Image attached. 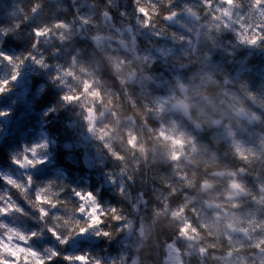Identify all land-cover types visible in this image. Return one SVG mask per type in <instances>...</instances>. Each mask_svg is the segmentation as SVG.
<instances>
[{
    "label": "clouds",
    "instance_id": "1",
    "mask_svg": "<svg viewBox=\"0 0 264 264\" xmlns=\"http://www.w3.org/2000/svg\"><path fill=\"white\" fill-rule=\"evenodd\" d=\"M15 9L0 264H264V0Z\"/></svg>",
    "mask_w": 264,
    "mask_h": 264
},
{
    "label": "trees",
    "instance_id": "2",
    "mask_svg": "<svg viewBox=\"0 0 264 264\" xmlns=\"http://www.w3.org/2000/svg\"><path fill=\"white\" fill-rule=\"evenodd\" d=\"M20 2L21 0H0V9L9 12L14 11L16 10L15 5ZM28 76L29 73L26 71L21 77L19 83L16 85V91H14L8 96L0 97V108H12L14 111L13 116L7 118H0V127H3L6 132L10 127H15L17 123H28L31 121V118L25 120L24 116H22V114L26 115V108L23 105L28 92ZM14 99L19 101L20 103H18L17 105H13L12 101Z\"/></svg>",
    "mask_w": 264,
    "mask_h": 264
},
{
    "label": "snow or ice",
    "instance_id": "3",
    "mask_svg": "<svg viewBox=\"0 0 264 264\" xmlns=\"http://www.w3.org/2000/svg\"><path fill=\"white\" fill-rule=\"evenodd\" d=\"M254 42V41H253Z\"/></svg>",
    "mask_w": 264,
    "mask_h": 264
}]
</instances>
